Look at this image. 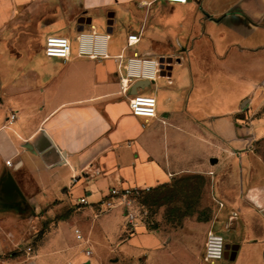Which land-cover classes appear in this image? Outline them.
<instances>
[{"label":"crops","instance_id":"obj_1","mask_svg":"<svg viewBox=\"0 0 264 264\" xmlns=\"http://www.w3.org/2000/svg\"><path fill=\"white\" fill-rule=\"evenodd\" d=\"M0 36L23 47L0 52V264H172L176 229L100 202L189 177L204 180L205 243L214 231L237 248L213 264H264V0H0ZM49 36L71 40L69 59L45 55ZM137 94L157 99L155 118L131 114Z\"/></svg>","mask_w":264,"mask_h":264},{"label":"rangeland","instance_id":"obj_2","mask_svg":"<svg viewBox=\"0 0 264 264\" xmlns=\"http://www.w3.org/2000/svg\"><path fill=\"white\" fill-rule=\"evenodd\" d=\"M33 34L35 44L29 48L33 51H41L39 35L37 32ZM13 48L22 49L23 47L0 45V52L5 53L8 49ZM255 128L258 130L257 134L264 130V119L256 122ZM252 151L264 162V140L253 143ZM202 182L201 177L182 178L169 187L146 191L135 200L134 212L137 220L144 222L149 229H161L170 233L173 229L178 231V242L180 245H184V247L181 246L185 253L175 248L174 257L170 258L172 264H198L203 261L202 254L206 234L200 227L199 220L208 218L211 213L208 208L201 204ZM188 216L191 217L186 219ZM181 225L183 226L180 228ZM131 230V227L127 228V231ZM129 234L131 232L127 233V235ZM186 235L189 236L190 242L188 249L185 246ZM110 240L115 243L114 236Z\"/></svg>","mask_w":264,"mask_h":264},{"label":"built area","instance_id":"obj_3","mask_svg":"<svg viewBox=\"0 0 264 264\" xmlns=\"http://www.w3.org/2000/svg\"><path fill=\"white\" fill-rule=\"evenodd\" d=\"M168 3H176V4H186L189 0H165ZM95 38H98V35H94ZM110 36L107 35L106 39H109ZM140 37L138 35H130L128 37V46H132L137 44L140 41ZM72 50V42L69 38L63 36H49L46 39L44 53L47 57L59 58L63 60H67L70 58ZM94 56H103L108 57L106 54L105 47H95L93 51ZM130 64L135 62H142L144 64L151 63L154 67V71L151 74L144 73L142 77H146L151 80H155L158 77H161L162 70L159 68V64L155 60L149 59H130ZM132 76L131 73H129ZM139 77V76H138ZM168 83L172 84V80L170 77L167 78ZM128 91V83L127 80H122V92L126 93ZM129 106L131 110V114L135 117L142 118H155L157 115V99L153 96H145V95H134L129 100ZM16 116L11 115L8 122L11 124L15 120ZM7 166H12V163L8 161ZM76 182V179L74 180ZM141 191L136 189H111L108 194L104 197V199L100 202V206L104 211H111L117 208H121L125 217L129 224L134 225L137 217L134 212L135 200L141 196ZM149 191V190H145ZM81 204H87L85 199L80 200ZM222 207L223 204H220ZM78 233V231H77ZM226 241L225 238L214 231H210L207 235L205 250L203 254V260L206 263H216L223 260L226 256ZM26 253L31 255L32 248L28 247L26 249ZM90 254V252H88Z\"/></svg>","mask_w":264,"mask_h":264},{"label":"water","instance_id":"obj_4","mask_svg":"<svg viewBox=\"0 0 264 264\" xmlns=\"http://www.w3.org/2000/svg\"><path fill=\"white\" fill-rule=\"evenodd\" d=\"M81 24H84V21H81L80 22ZM163 63V62H162ZM212 162H216L215 160L212 161ZM6 185H9L11 186L21 197H22V194L19 190V188L17 187L15 181L13 180L12 176L10 173H8L6 175V178H5V182H4ZM236 251H237V248L236 247H233L231 245H226V257L230 258L231 260H234L235 257H236Z\"/></svg>","mask_w":264,"mask_h":264},{"label":"trees","instance_id":"obj_5","mask_svg":"<svg viewBox=\"0 0 264 264\" xmlns=\"http://www.w3.org/2000/svg\"><path fill=\"white\" fill-rule=\"evenodd\" d=\"M194 178H200V177H194ZM202 183H203V185H204V180L202 179ZM202 188H203V186H202ZM144 192H146V191H141V194H143Z\"/></svg>","mask_w":264,"mask_h":264}]
</instances>
